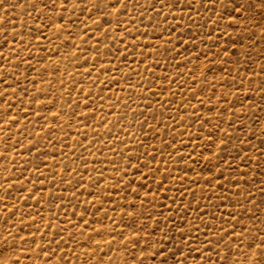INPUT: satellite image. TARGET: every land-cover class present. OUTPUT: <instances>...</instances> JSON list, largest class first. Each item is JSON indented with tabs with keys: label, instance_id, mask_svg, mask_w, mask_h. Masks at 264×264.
I'll return each mask as SVG.
<instances>
[{
	"label": "rangeland",
	"instance_id": "rangeland-1",
	"mask_svg": "<svg viewBox=\"0 0 264 264\" xmlns=\"http://www.w3.org/2000/svg\"><path fill=\"white\" fill-rule=\"evenodd\" d=\"M230 11L3 0L0 264H254L264 12L225 44Z\"/></svg>",
	"mask_w": 264,
	"mask_h": 264
},
{
	"label": "snow or ice",
	"instance_id": "snow-or-ice-1",
	"mask_svg": "<svg viewBox=\"0 0 264 264\" xmlns=\"http://www.w3.org/2000/svg\"><path fill=\"white\" fill-rule=\"evenodd\" d=\"M53 3H56V0H52ZM69 0H61V7L66 8L67 3ZM207 2L211 4H220L222 8L228 9L230 8L231 11L229 16L231 17L227 22L224 24V32L216 34V40L223 41V43L228 44L229 41L236 43V37H234L233 33H236L237 36L245 35L249 28L247 27L246 21L243 19L245 13H261L264 12V0H242L241 3H237L236 0H207ZM3 3V0H0V4ZM258 6V7H257ZM126 7V5H125ZM249 19L252 18L251 15L248 17ZM223 16H220L217 20V23L220 20H223ZM229 29H231L229 31ZM174 31V30H173ZM209 39H212V36H209ZM241 46L242 41H241ZM218 50L217 58L219 59L221 55L226 54L228 52V48L225 47L220 50L219 44L216 45ZM235 55V51L233 52ZM142 63V61H141ZM2 82V81H0ZM2 103V101H0ZM224 150V146H221V151ZM147 179V177H145ZM4 249H0V256L4 255ZM249 251L252 252V258L254 260V264H264V243L256 245L255 248L252 245H249ZM159 254V253H157Z\"/></svg>",
	"mask_w": 264,
	"mask_h": 264
}]
</instances>
